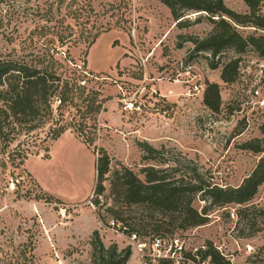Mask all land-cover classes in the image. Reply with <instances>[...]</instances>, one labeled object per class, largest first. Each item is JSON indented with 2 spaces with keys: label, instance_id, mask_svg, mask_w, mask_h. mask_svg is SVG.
Instances as JSON below:
<instances>
[{
  "label": "rangeland",
  "instance_id": "rangeland-1",
  "mask_svg": "<svg viewBox=\"0 0 264 264\" xmlns=\"http://www.w3.org/2000/svg\"><path fill=\"white\" fill-rule=\"evenodd\" d=\"M53 2L0 0V58L44 52L49 37L33 31L50 26L40 16ZM73 2L82 9H78L79 19L70 15L65 19L77 38L68 48V59L91 74L87 85L106 99L97 116L98 130L89 146L69 131L49 144L36 141L30 149L38 154L29 155L22 166L31 180L27 182L20 174L24 181L17 189L12 184L15 168L0 165V264H90L89 240L94 231L104 247H129L125 264H142L150 256L165 254L167 250L156 247L155 240L125 236L120 224L103 213L111 204L113 170L125 167L142 180L140 168L145 163L156 165L142 160L141 143L160 152L166 162L161 168L189 161L206 181L222 188L239 185L259 157L240 146L262 138L264 55L250 45L240 53L225 49L214 58L204 52L192 53L191 42L208 35L212 25L203 15L189 14L190 23L178 27L156 0ZM222 2L236 14H247L243 0ZM55 13L61 19L63 5ZM257 15L264 19V0H259ZM197 17L199 21L193 23ZM235 27L242 38L264 37V28ZM96 32L97 38L87 48L86 42ZM231 60L236 62L235 74L231 82L224 83L220 71ZM207 84L218 88L216 111L203 105ZM44 134L45 130L39 132V138ZM98 148L108 156L109 172L94 206ZM6 151L15 160V136ZM26 190L29 197L14 193ZM192 205L199 209L202 203L195 200ZM207 218L204 225L177 233L180 240L176 244L193 252L209 242L230 264H264V183L246 204L212 207Z\"/></svg>",
  "mask_w": 264,
  "mask_h": 264
},
{
  "label": "trees",
  "instance_id": "trees-1",
  "mask_svg": "<svg viewBox=\"0 0 264 264\" xmlns=\"http://www.w3.org/2000/svg\"><path fill=\"white\" fill-rule=\"evenodd\" d=\"M156 1L167 8L178 27L190 23L186 18L189 14L203 15L212 25L208 35L191 42L192 53L204 52L214 58L225 49L240 53L250 45L264 55L263 36L242 38L235 27L250 25L257 29L264 28V19L257 15L259 0H243L247 8L245 15L227 9L222 0ZM63 3L64 0H54L47 4L40 17L50 26H40L33 31L39 37H49L45 40L44 52L19 55L15 59L0 58V153L3 156L0 165L6 167L9 164L15 168L12 184L16 189L24 181L20 174H24L27 182L31 180L22 166L29 155L38 154V150L30 149L36 141L49 144L69 131L87 146L91 145L98 130L97 116L106 101L97 89L87 85V76L91 74L74 67L68 59V48L76 43L77 38L71 34V27L65 23V19L68 15L71 19H79L78 9L82 8L74 4L73 0ZM62 5L65 14L58 19L55 12ZM85 7L90 13V7L87 4ZM199 18H195L193 23L198 22ZM98 34L96 32L86 42L87 48L94 43ZM62 48L65 50L61 51ZM59 55L62 57L56 58ZM62 62L72 67L65 68ZM235 70L234 60L223 64L219 75L221 81L231 82ZM202 102L210 111L217 110L219 95L215 84L206 85ZM44 130L41 139L39 132ZM260 132V140H250L240 146L242 150L258 154L259 157L250 173L236 187L222 188L206 181L189 161H179L171 167L161 168L166 162L160 158L158 150L146 143L139 145L141 158L143 161H153L156 165L145 163L140 168L142 180L125 167L111 172V204L103 209V213L120 224L119 230L125 236H133L134 239L148 237L149 241L157 242L156 247L167 250L165 254L144 259L142 264H196V260L197 264H230L209 242L193 252L184 250L176 244L180 240L176 234L204 225L212 207L243 205L252 199L257 188L264 183V127ZM13 136L15 160L6 151ZM108 166V156L102 148H98L94 161V206L98 205V198L104 192L102 183L109 172ZM14 193L19 198L30 196L28 190L22 194L17 191ZM195 200L202 203L199 209L192 205ZM96 215L102 221L99 213ZM89 246L90 264H125L130 256L128 246L122 250H117L114 244L104 247L95 231L92 232ZM28 251L31 258L32 248ZM23 253L24 249H21L19 254Z\"/></svg>",
  "mask_w": 264,
  "mask_h": 264
}]
</instances>
